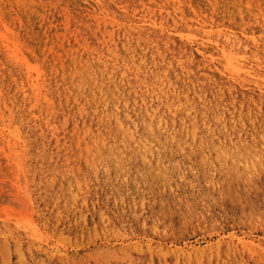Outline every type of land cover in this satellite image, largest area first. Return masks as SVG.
<instances>
[{"label": "rangeland", "instance_id": "1", "mask_svg": "<svg viewBox=\"0 0 264 264\" xmlns=\"http://www.w3.org/2000/svg\"><path fill=\"white\" fill-rule=\"evenodd\" d=\"M233 1L237 12L264 15V0ZM169 2L103 0L104 15L88 0H0V115L21 132L14 142L0 127V264H264V95L192 92L165 112L157 99L162 74L181 84L183 69L199 64L196 51L185 57L167 39L191 23L187 4ZM251 29L233 33L248 45L242 58L264 69L262 35L249 36ZM27 63L42 71L37 101ZM154 110L170 140L145 138ZM130 131L140 137L123 135Z\"/></svg>", "mask_w": 264, "mask_h": 264}, {"label": "bare ground", "instance_id": "2", "mask_svg": "<svg viewBox=\"0 0 264 264\" xmlns=\"http://www.w3.org/2000/svg\"><path fill=\"white\" fill-rule=\"evenodd\" d=\"M87 1V0H86ZM89 2H93V4L95 3L98 9L99 14H103L104 13V7H103V0H88ZM145 1V0H144ZM165 1V0H164ZM185 1L188 0H170V4L175 7L176 9H178L181 5L183 4H187V6L189 8H191V10H189L190 16L189 19L191 20V23L189 24H185L183 23L182 25H179L178 23V28L175 29V33L171 34L172 32H170V34L167 35V39L168 41L172 44V45H178V47L180 48L179 50H181V55H184L185 57H192V52L196 51L197 55L199 56V64L196 68H184V75L186 76V81H183V83L179 84L176 81L172 80L171 77H168V75L162 74V82L163 85H161V82L159 81L157 85V90L159 95L157 96V99L161 102L162 106H163V110H165V112H169V110L171 109V105L170 102L173 101V99L176 97L178 98L179 96L181 97V95H187L188 93H204V94H210L213 96H224V95H228V96H242V100L244 101L245 97H251V96H259V95H264V69L260 68L259 65L257 64L255 67L253 66V64L249 63L248 58L243 57L242 58V53L245 52L248 55V45H244L241 41H239L236 36L233 33V26H238V27H242L245 26V29H251V32L249 33L250 35H253V33H257V35L259 36V34L262 35V42L264 43V15H256V14H252L251 12H246V10L242 11V12H237L238 10L235 9V3H233V0H192V3H186ZM251 1V0H250ZM71 2V1H70ZM110 2V1H109ZM159 2V1H158ZM163 2V1H162ZM77 3V2H76ZM137 3V2H136ZM146 3V2H145ZM83 4V2L81 3V5ZM85 4V3H84ZM113 4V3H112ZM158 4V3H157ZM166 4V2H165ZM118 5V4H117ZM142 5V4H141ZM169 5V4H168ZM90 6V5H89ZM107 6V4L105 5ZM122 6V5H121ZM120 6V7H121ZM144 6V5H143ZM148 6V5H147ZM163 6V5H162ZM92 7V6H91ZM132 7V6H131ZM139 7V6H138ZM145 7V6H144ZM143 7V8H144ZM75 8V7H74ZM83 8V7H82ZM118 8V7H117ZM166 8V6H165ZM77 9V7H76ZM108 9V8H106ZM134 9V8H132ZM139 9V8H138ZM164 9V8H163ZM167 9V8H166ZM7 10V9H6ZM73 10V9H72ZM78 10V9H77ZM83 10V9H82ZM88 10V9H87ZM94 10V9H93ZM112 10V9H111ZM157 10V9H156ZM75 11V10H74ZM120 11V10H119ZM140 11V10H139ZM138 11V12H139ZM164 11V10H163ZM172 11V10H171ZM174 11V10H173ZM76 12V11H75ZM80 12V11H79ZM83 12V11H82ZM89 12V11H88ZM97 12V13H98ZM121 12V11H120ZM125 12V11H124ZM176 12V11H175ZM1 13H3L1 11ZM0 13V14H1ZM25 13V12H24ZM29 13V12H27ZM68 13V12H67ZM81 13V12H80ZM109 13V12H108ZM128 13V12H127ZM143 13V12H142ZM157 13V12H156ZM163 13V12H162ZM161 13V14H162ZM182 13V12H181ZM10 14V13H9ZM31 14V13H29ZM76 14V13H75ZM130 14V13H129ZM165 14V12H164ZM80 15V14H78ZM77 15V16H78ZM87 15V14H86ZM90 15V14H89ZM105 15V13H104ZM127 16V14H125ZM124 15V16H125ZM3 16V15H2ZM0 16V17H2ZM10 16V15H9ZM139 16V15H138ZM143 16V15H142ZM158 16V15H157ZM165 16V15H164ZM178 16V15H177ZM259 16V17H258ZM4 17V16H3ZM35 17V16H34ZM59 17V15H58ZM65 17V16H64ZM80 17V16H78ZM92 17V16H91ZM180 17V16H179ZM32 18V16H31ZM72 18V17H71ZM118 18V17H117ZM122 18V17H121ZM131 18V17H130ZM137 18V17H136ZM135 18V19H136ZM83 19V18H82ZM93 19V18H92ZM105 19V17H104ZM107 19V18H106ZM119 19V18H118ZM138 19V18H137ZM148 19V18H147ZM165 19V18H164ZM171 19V18H170ZM173 19V18H172ZM180 19V18H179ZM188 19V18H187ZM5 20V19H3ZM7 20V19H6ZM32 20V19H31ZM77 20V19H76ZM128 20V19H127ZM150 20V19H149ZM148 20V21H149ZM158 20V19H157ZM13 21V20H12ZM19 21V20H17ZM71 21V20H70ZM101 21V19H100ZM120 21V20H119ZM133 21V20H132ZM138 21V20H136ZM169 21V20H168ZM178 21V20H177ZM180 21V20H179ZM4 22V21H3ZM31 22V21H30ZM29 22V23H30ZM75 22V21H74ZM83 22V21H82ZM95 22V21H94ZM116 20L115 19H110L109 24L110 25H116L115 24ZM161 22V21H160ZM10 23V22H9ZM12 23V22H11ZM24 23V22H23ZM33 23V22H32ZM102 23V22H101ZM132 23V22H131ZM153 23V22H152ZM151 23V24H152ZM167 23V22H166ZM121 24V23H120ZM125 24V23H124ZM143 24V23H142ZM3 25V24H2ZM19 25V24H18ZM28 25V24H27ZM71 24L69 23V26ZM74 25V24H73ZM83 25V24H82ZM81 25V26H82ZM90 25V24H89ZM109 25V26H110ZM147 25V24H146ZM11 26V24H10ZM26 26V25H25ZM29 27H31L30 25H28ZM91 26V25H90ZM89 26V27H90ZM107 26V25H106ZM108 26V27H109ZM134 26V24H133ZM163 26V25H162ZM162 26H160V30H162ZM168 26V25H167ZM34 27V26H33ZM80 27V26H79ZM117 27V26H116ZM125 27V26H124ZM150 27V26H149ZM25 28V27H24ZM84 28V26H83ZM127 28V27H126ZM140 28V27H138ZM11 29V28H10ZM39 29V28H38ZM73 29V28H72ZM90 29V28H89ZM130 29V28H129ZM128 29V30H129ZM132 29V28H131ZM172 29V28H171ZM26 30V29H25ZM76 30V28H75ZM87 30V29H86ZM122 30V29H121ZM6 31V30H5ZM37 31V30H36ZM39 31V30H38ZM167 31V30H166ZM11 32V31H10ZM30 32V31H29ZM85 32V31H84ZM136 32V31H135ZM152 32V31H151ZM164 32V31H163ZM28 33V31H27ZM26 33V34H27ZM74 33V32H73ZM134 33V32H133ZM161 33V32H160ZM31 34V33H30ZM45 34V33H44ZM90 34V33H89ZM127 34V32L125 33ZM124 34V35H125ZM131 34V33H129ZM33 35V34H32ZM35 35V34H34ZM38 35V34H37ZM112 35V34H111ZM135 35V34H134ZM145 35V34H144ZM166 35V34H165ZM23 36V35H22ZM21 36V37H22ZM100 36V35H99ZM114 36V35H113ZM137 36V35H136ZM140 36V35H139ZM152 36V35H151ZM4 37V36H3ZM6 37V36H5ZM4 37V39H5ZM29 37V36H28ZM27 37V38H28ZM31 37V36H30ZM47 37V36H46ZM82 37V36H81ZM87 37V36H86ZM89 37V36H88ZM91 37V36H90ZM89 37V38H90ZM23 38V37H22ZM26 38V39H27ZM35 38V37H34ZM37 38V36H36ZM51 38V37H50ZM102 38V37H101ZM163 38V37H162ZM31 39V38H30ZM67 39V38H66ZM145 39V38H144ZM166 39V40H167ZM9 40V39H8ZM45 40V39H44ZM52 40V39H51ZM59 40V39H58ZM92 40V39H91ZM110 40V39H109ZM129 40V39H128ZM141 40V39H140ZM138 40V41H140ZM164 40V39H163ZM11 41V40H9ZM26 41V40H25ZM32 41V40H31ZM41 41V40H40ZM54 41V40H53ZM56 41V40H55ZM54 41V42H55ZM67 41V40H66ZM72 41V40H71ZM108 41V40H107ZM137 41V40H136ZM146 41L148 42L149 45H153L154 49L156 51V54H160L162 55V53L159 50L158 44L155 43V41H153L152 38L147 36ZM2 42V40H1ZM29 42V41H28ZM39 42V41H38ZM37 42V43H38ZM42 41V45H43ZM57 42V41H56ZM91 42V41H90ZM125 42V41H124ZM127 42V41H126ZM145 42V41H144ZM5 43V42H4ZM36 43V42H35ZM87 43V42H86ZM101 43V42H100ZM104 43V42H103ZM118 43V42H117ZM143 43V42H142ZM30 44V43H29ZM64 44V43H63ZM196 45L197 47L193 49V45ZM39 45V44H37ZM36 45V46H37ZM47 45V44H46ZM45 45V46H46ZM54 45V44H53ZM52 45V46H53ZM60 45V44H59ZM65 45V44H64ZM83 45V44H82ZM88 45V44H87ZM93 45V43L91 44ZM112 45V44H111ZM125 45V44H124ZM136 45V44H135ZM161 45V44H160ZM80 46V45H79ZM119 46V45H118ZM264 46V45H263ZM54 47V46H53ZM98 47V45H97ZM115 47V46H114ZM122 47V46H121ZM138 47V46H137ZM145 47V46H144ZM163 47V46H162ZM171 47V46H169ZM36 48V47H34ZM92 48V47H91ZM108 48V47H106ZM111 48V47H110ZM117 48V47H115ZM129 48V47H128ZM250 48V47H249ZM41 49V48H40ZM45 49V48H44ZM77 49V48H76ZM88 49V48H86ZM95 48H93L94 50ZM101 49V48H100ZM103 49V48H102ZM166 49V48H165ZM200 49V50H198ZM47 50V49H46ZM90 50V49H89ZM105 50V49H104ZM116 50V49H115ZM114 50V51H115ZM133 50V49H132ZM172 50V49H171ZM250 50V49H249ZM53 51V50H52ZM69 51V50H68ZM91 51V50H90ZM103 51V50H102ZM151 51V50H150ZM167 51V50H165ZM175 51V50H174ZM41 52V51H40ZM39 52V53H40ZM100 52V51H99ZM106 52V51H105ZM138 52V51H137ZM55 53V52H54ZM79 53V52H78ZM81 53V52H80ZM84 53V52H83ZM130 53V51H129ZM152 53V52H151ZM168 53V52H167ZM256 53V52H255ZM10 54V53H9ZM50 54V53H49ZM52 54V53H51ZM72 54V52H71ZM82 54V53H81ZM104 54V53H103ZM120 54V53H119ZM137 54V53H136ZM141 54V52H140ZM149 54V53H148ZM164 54V53H163ZM171 54V53H170ZM179 54V53H178ZM177 54V55H178ZM26 55V54H25ZM44 55V54H43ZM66 55V54H65ZM93 55V54H92ZM106 55V54H105ZM195 55V54H194ZM255 55V54H254ZM48 56V53H47ZM53 56V55H52ZM56 56V55H54ZM98 56V55H97ZM100 56V55H99ZM102 56V55H101ZM138 56V55H137ZM149 56V55H148ZM151 56V55H150ZM158 56V55H157ZM44 57V56H43ZM82 57V56H81ZM107 57V56H106ZM125 57V56H124ZM172 57V56H171ZM58 58V57H57ZM71 58V56H70ZM79 58V57H78ZM88 58V57H87ZM108 58V57H107ZM143 58V57H142ZM149 58V57H148ZM160 58V57H159ZM163 58V57H162ZM46 59H49L46 58ZM52 59V58H51ZM55 59V58H54ZM59 59V58H58ZM64 59V58H63ZM75 59V58H74ZM83 59V58H82ZM103 59V58H102ZM115 59V58H113ZM122 59V58H121ZM131 59V58H130ZM133 59V58H132ZM144 59V58H143ZM147 59V58H146ZM189 59V58H188ZM57 60V59H56ZM156 60V59H155ZM164 60V58H163ZM166 60V59H165ZM178 60V59H177ZM48 61V60H47ZM50 61V60H49ZM97 61V60H96ZM100 61V60H99ZM146 61V60H145ZM181 61V60H180ZM61 62V61H60ZM83 62V61H82ZM85 62V61H84ZM103 62V61H102ZM105 62V61H104ZM115 62V61H114ZM121 62V61H120ZM130 62V61H129ZM135 62V61H134ZM158 62V61H157ZM57 63V62H56ZM76 63V62H75ZM74 63V64H75ZM79 63V62H78ZM98 63V62H97ZM101 63V62H100ZM119 63V62H118ZM122 63V62H121ZM131 63V62H130ZM144 63V61H143ZM161 63V62H160ZM168 63V62H167ZM52 64V63H51ZM67 64V63H66ZM82 64V63H81ZM136 64V62H135ZM140 64V63H139ZM153 64V63H152ZM156 64V63H155ZM181 64V63H180ZM58 65V63H57ZM80 65V64H79ZM86 65V63H85ZM99 65V64H98ZM106 65V64H105ZM109 65V64H108ZM113 65V64H112ZM117 65V64H116ZM114 65V67L116 66ZM137 65V64H136ZM163 65V64H162ZM161 65V66H162ZM167 65V64H166ZM170 65V64H169ZM189 65V64H188ZM187 65V66H188ZM196 65V64H195ZM53 66V65H52ZM59 66V65H58ZM61 66V65H60ZM69 66V65H68ZM91 66V65H89ZM158 66V65H157ZM168 66V65H167ZM186 66V65H184ZM73 67V65H72ZM103 67V66H102ZM107 67V66H106ZM128 67V66H127ZM156 67V66H155ZM60 68V67H59ZM75 68V67H74ZM117 68V67H116ZM145 68V67H144ZM143 68V69H144ZM153 68V67H152ZM31 69H34L35 71V76L31 79L32 81V88L34 89V97L35 100L37 101L40 98V94H41V88L43 87V84L41 82V76H42V71L39 69L38 66H32L29 63H27V70L28 71H32ZM48 69V68H47ZM71 69V68H70ZM76 69V68H75ZM81 69V68H80ZM97 69V68H96ZM107 69V68H106ZM111 69V68H110ZM138 69V67H137ZM140 69V68H139ZM149 69V68H148ZM177 69V68H176ZM62 70V69H61ZM87 70V69H86ZM131 70V69H130ZM133 70V69H132ZM141 70V69H140ZM181 70V69H178ZM177 70V71H178ZM182 70V71H183ZM45 71V70H44ZM49 71V70H48ZM63 71V70H62ZM74 71V69H73ZM93 71V70H92ZM105 71V70H102ZM111 71V70H110ZM124 71V70H123ZM129 71V70H128ZM138 71V70H137ZM52 72V71H51ZM54 72V71H53ZM76 72V71H75ZM88 72V71H87ZM100 72V71H99ZM140 72V71H139ZM138 72V73H139ZM162 72V71H161ZM176 72V71H175ZM174 72V73H175ZM179 72V71H178ZM4 73V72H3ZM62 73V72H61ZM68 73V72H67ZM74 73V72H72ZM80 73V72H79ZM109 73V72H108ZM122 73V72H121ZM150 73V72H149ZM163 73V72H162ZM64 74V73H62ZM87 74V73H86ZM91 74V73H90ZM89 74V75H90ZM156 74V73H155ZM47 75V74H46ZM51 75V74H50ZM72 75V74H71ZM117 75V74H116ZM120 75V74H119ZM128 75V74H127ZM177 75V74H176ZM175 75V76H176ZM70 76V74H69ZM95 76V75H94ZM97 76V75H96ZM107 76V74H106ZM109 76V75H108ZM118 76V75H117ZM122 76H124V74H122ZM161 76V75H160ZM56 77V76H55ZM59 77V76H58ZM65 77V76H64ZM80 77V76H79ZM89 77V76H88ZM92 77V76H91ZM101 77V76H100ZM121 77V76H120ZM128 77V76H127ZM155 77V76H154ZM153 77V78H154ZM159 77V76H158ZM182 77V76H181ZM113 78V77H112ZM125 78V77H124ZM178 78V77H177ZM183 78V77H182ZM1 79V78H0ZM103 79V77H102ZM106 79V78H105ZM104 79V80H105ZM108 79V78H107ZM117 79V78H116ZM11 80V78L9 79ZM18 80V79H17ZM54 80V78H53ZM57 80V79H56ZM60 80V79H59ZM62 80V79H61ZM64 80V79H63ZM79 82L81 81V79H78ZM96 80V78H95ZM101 80V78H100ZM112 80V79H110ZM131 80V79H130ZM134 80V79H133ZM132 80V81H133ZM179 80V79H178ZM8 81V80H7ZM47 81V80H46ZM58 81V80H57ZM70 81V79H69ZM88 81V80H87ZM99 81V80H98ZM103 81V80H102ZM114 81V80H113ZM124 81V80H123ZM143 81V80H140ZM145 81V80H144ZM151 81V79H150ZM44 82V81H43ZM71 82V81H70ZM75 82V81H74ZM82 82V81H81ZM105 82V81H104ZM112 82V81H111ZM155 82V81H154ZM253 82V83H252ZM10 83V82H9ZM12 83V82H11ZM18 83V82H17ZM53 83V82H52ZM55 83V82H54ZM123 83V82H122ZM133 83V82H132ZM8 84V82H7ZM50 84V83H49ZM73 84V83H72ZM107 84V83H106ZM130 84V83H129ZM149 84V83H148ZM254 84V85H252ZM15 85V84H13ZM48 85V84H47ZM76 85V84H75ZM85 85V84H83ZM92 85V84H91ZM17 86V85H16ZM54 86V85H53ZM57 86V84H56ZM67 86V84H66ZM109 86V85H108ZM131 86V85H130ZM145 86V85H144ZM15 87V86H14ZM73 87V85H72ZM78 87V86H77ZM89 87V86H88ZM114 87V86H113ZM126 87V85H125ZM136 87L140 88V84L139 82L136 83ZM154 87V86H153ZM152 86L151 88V92L153 94H156L154 88ZM6 88V87H5ZM11 88V87H10ZM20 88V87H19ZM23 88V87H22ZM27 88V87H25ZM23 88V89H25ZM56 88V87H54ZM64 88V87H63ZM90 88V87H89ZM93 88V87H92ZM107 88V87H106ZM112 88V87H110ZM127 88V87H126ZM134 88V87H133ZM145 88V87H144ZM2 89V88H1ZM14 89V88H13ZM84 89V88H83ZM97 89V88H96ZM95 89V90H96ZM4 90V89H3ZM12 90V89H11ZM16 90V89H15ZM82 90V89H81ZM88 90V89H87ZM102 90V89H100ZM115 90V89H114ZM5 91V90H4ZM20 91V90H19ZM54 91V89H53ZM58 91V89H57ZM84 91V90H83ZM92 90H90L91 92ZM103 91V90H102ZM106 91V90H105ZM109 91V90H108ZM112 91V90H111ZM131 91V90H130ZM147 93H149L148 88L146 89ZM12 92V91H11ZM15 92V91H13ZM69 92V91H68ZM87 92V91H86ZM95 92V91H94ZM99 92V91H98ZM1 93V92H0ZM8 93V92H7ZM63 93V92H62ZM107 93V92H106ZM110 93V92H109ZM117 93V92H116ZM11 94V93H10ZM20 95V92L17 93ZM16 94V95H17ZM44 94V93H43ZM58 94V93H57ZM86 94V93H85ZM90 94V93H89ZM105 94V93H104ZM129 94V93H128ZM3 95V94H2ZM7 95V94H6ZM54 95V94H53ZM62 95V94H61ZM73 95V94H72ZM71 95V96H72ZM75 95V93H74ZM82 95V94H81ZM95 95V93H94ZM97 95V94H96ZM99 95V94H98ZM97 95V97H98ZM106 95V94H105ZM18 96V95H17ZM66 96V95H65ZM69 96V95H68ZM77 96V95H75ZM85 96V95H84ZM87 96V94H86ZM128 96V95H127ZM196 96V95H195ZM204 96V95H203ZM202 96V97H203ZM9 97V96H8ZM19 97V96H18ZM83 97V96H82ZM96 97V98H97ZM108 97V96H107ZM113 97V96H112ZM129 97V96H128ZM146 97V95H145ZM150 97V96H149ZM192 97V96H191ZM194 97V96H193ZM212 97V96H211ZM13 98V97H12ZM23 98V97H21ZM46 98V97H45ZM50 98V97H49ZM79 98V97H78ZM92 98V97H91ZM131 98V96H130ZM201 98V97H200ZM217 98V97H215ZM87 99V98H86ZM102 99V98H101ZM117 99V98H116ZM132 99V98H131ZM135 99V98H134ZM189 99V98H188ZM196 99V98H195ZM202 99V98H201ZM231 99V98H230ZM3 100V99H2ZM71 100V99H70ZM191 100V99H190ZM193 100V99H192ZM224 100V99H222ZM226 100V99H225ZM21 101V100H20ZM26 101V100H24ZM28 101H30L28 99ZM58 101V100H57ZM78 101V100H77ZM87 101V100H85ZM93 101V100H92ZM98 101V100H97ZM102 101V100H101ZM100 101V102H101ZM120 101V100H119ZM129 101V100H128ZM178 101V100H177ZM188 101V100H187ZM186 101V102H187ZM198 101V100H197ZM203 101V99H202ZM210 101V99H209ZM215 101V100H214ZM4 102V101H3ZM23 102V101H22ZM76 102V101H75ZM80 102V101H79ZM82 102V101H81ZM105 102V101H104ZM127 102V101H126ZM145 102V101H144ZM158 102V101H157ZM205 102V101H204ZM6 103V102H5ZM27 103V102H26ZM30 103V102H29ZM28 103V104H29ZM65 103V102H64ZM71 103V102H70ZM94 103V102H93ZM115 103V102H114ZM113 103V104H114ZM188 103V102H187ZM186 103V104H187ZM190 103V102H189ZM195 103V102H194ZM201 103V102H200ZM212 103V102H211ZM13 104V103H12ZM33 104V103H32ZM31 104V105H32ZM57 104V103H56ZM68 104V103H67ZM74 104V103H73ZM76 104V103H75ZM78 104V103H77ZM76 104V105H77ZM89 104V103H88ZM96 104V103H95ZM101 104V103H100ZM104 104V103H103ZM117 104V103H116ZM135 104V103H134ZM137 104V103H136ZM135 104V105H136ZM159 104V103H158ZM179 102L177 103V106L179 107ZM224 104V103H223ZM226 104V103H225ZM9 105V102L8 104ZM37 105V104H36ZM47 105V103H46ZM54 105V104H53ZM157 105V104H156ZM160 105V104H159ZM199 105V104H198ZM207 105V104H206ZM236 105V104H235ZM238 105V104H237ZM13 106V105H12ZM17 106V105H16ZM19 106V105H18ZM60 106V105H59ZM63 106V105H62ZM74 106V105H73ZM78 106V105H77ZM87 106V105H86ZM115 106V105H114ZM123 106V105H122ZM144 106V104H143ZM205 106V105H204ZM208 106H210V104H208ZM225 106V105H224ZM244 106V105H243ZM23 107V106H21ZM81 107V106H80ZM89 107V106H88ZM94 107V106H93ZM101 107V106H100ZM111 107V106H110ZM113 107V106H112ZM132 107V106H131ZM159 107V106H157ZM184 107V106H183ZM238 107V106H237ZM10 108V107H9ZM12 108V107H11ZM10 108V109H11ZM32 108V107H31ZM66 108V107H65ZM71 108V107H70ZM69 108V109H70ZM141 108V107H140ZM144 108V107H143ZM149 108V107H148ZM193 108V107H192ZM206 108H208L206 106ZM220 108V107H219ZM239 108V107H238ZM20 109V108H19ZM68 109V110H69ZM111 109V108H110ZM152 109V108H151ZM155 109V108H154ZM177 109V107H176ZM182 109V108H181ZM184 109V108H183ZM182 109V110H183ZM196 109V107H195ZM194 109V110H195ZM213 109V108H212ZM211 109V110H212ZM225 109V108H224ZM236 109V108H235ZM245 109V108H244ZM16 110V109H15ZM40 110V109H39ZM38 110V111H39ZM50 110V109H49ZM81 110V109H80ZM105 110V109H104ZM132 110V109H131ZM134 110V109H133ZM150 110V109H149ZM162 110V109H161ZM180 110V109H179ZM65 111V109H64ZM74 111V110H73ZM72 111V112H73ZM157 111V110H156ZM210 111V110H209ZM209 111H207L208 113H210ZM242 111V110H241ZM3 112V110H2ZM10 112V111H9ZM21 112V111H20ZM40 112V111H39ZM78 112V111H77ZM93 112V111H92ZM132 112V111H131ZM164 112V111H161ZM192 112H194L192 110ZM17 113V111H16ZM44 113V111H43ZM87 113V112H86ZM119 113V112H118ZM145 113V111H144ZM184 113V111H183ZM219 113V110H218ZM236 113V112H234ZM233 113V114H234ZM4 114V113H3ZM6 114V113H5ZM62 114V113H61ZM64 114V113H63ZM62 114V115H63ZM105 114V113H104ZM128 114V112H127ZM125 114L124 118L128 117V115ZM151 114V113H150ZM185 114V113H184ZM189 114V113H188ZM191 114V113H190ZM193 114V113H192ZM228 114V113H227ZM31 115V114H30ZM36 115V113H35ZM49 115V114H48ZM66 115V114H65ZM74 115V113L72 114ZM114 115V114H113ZM122 115V114H121ZM138 115V114H137ZM156 112L154 110V113L151 115V119L152 121L148 124L147 123V136L145 137L147 140L148 139H152V140H156L160 138H165V139H169L172 138L169 134H165L162 135V131L164 129H162V125H164L165 123H162L160 120H158L156 123L153 121L154 118H156ZM179 115V114H178ZM177 115V116H178ZM194 115V114H193ZM201 115V114H200ZM199 115V116H200ZM1 116V115H0ZM41 116V115H40ZM39 116V117H40ZM56 116V115H55ZM64 116V115H63ZM117 116V115H116ZM134 116V115H133ZM173 116V115H172ZM176 116V117H177ZM203 116V115H202ZM7 116H1L0 118V122H1V130L5 129L7 130L10 135H12L15 139H13V141L15 142V140H19L20 136H21V132L19 130V127L12 123L10 118H7ZM20 117V116H19ZM28 117V116H26ZM38 117V118H39ZM47 117V115H46ZM71 117V116H70ZM90 117V115H89ZM97 117V116H96ZM107 117V116H106ZM105 117V118H106ZM120 117V116H119ZM135 117V116H134ZM143 117V116H142ZM162 117V116H160ZM167 117V116H166ZM183 117V116H182ZM196 117V116H195ZM215 117V116H214ZM225 117V116H224ZM232 117V116H231ZM68 118V117H67ZM73 118V117H72ZM81 118V116H80ZM108 118V117H107ZM131 118V117H130ZM129 118V119H130ZM208 118V117H207ZM234 118V117H233ZM232 118V119H233ZM243 118V117H242ZM250 118V117H249ZM27 119V118H26ZM74 119V118H73ZM83 119V118H82ZM141 119V118H140ZM145 119V118H144ZM186 119V118H185ZM189 119V118H188ZM195 119V118H194ZM231 119V118H230ZM236 119V118H235ZM2 120V121H1ZM10 120V121H9ZM28 120V119H27ZM45 120V119H44ZM50 119H46L47 123L49 122ZM85 120V119H84ZM99 120V117H98ZM115 120V119H114ZM150 120V119H149ZM190 120V119H189ZM192 120V119H191ZM208 120V119H207ZM210 120V119H209ZM263 120V119H262ZM26 121V120H25ZM29 121V120H28ZM28 121H26L28 123ZM40 121V120H39ZM76 121V119L74 120ZM116 121V120H115ZM133 121V120H132ZM131 121V122H132ZM135 121V120H134ZM217 121V120H215ZM220 121V120H219ZM218 121V122H219ZM223 121V120H222ZM240 121V120H239ZM238 121V122H239ZM22 122V121H21ZM31 122V121H30ZM98 122V121H97ZM108 122V121H107ZM122 120L120 119V121H118V123H116L119 128L123 127L122 124ZM130 122V123H131ZM146 122V121H145ZM148 122V121H147ZM182 122V121H181ZM194 122V121H193ZM229 122V120H228ZM255 122V121H254ZM58 123V122H57ZM67 121L66 119L63 120L62 125L66 124ZM185 123V122H184ZM206 123V122H205ZM211 123V122H210ZM214 123V122H212ZM226 123V122H225ZM51 124V123H50ZM49 124V125H50ZM98 124V123H97ZM114 124V122H113ZM133 124V123H132ZM139 124V123H138ZM153 124V125H152ZM183 124V123H182ZM202 124V123H199ZM228 124V123H227ZM255 124V123H254ZM29 125V123H28ZM34 125V124H33ZM81 125V124H80ZM83 125V124H82ZM102 125V124H101ZM143 125V124H142ZM146 125V124H145ZM193 125V124H192ZM195 125V123H194ZM216 125V124H215ZM237 125V124H236ZM39 126V125H38ZM42 126V125H41ZM65 126V125H64ZM62 126V127H64ZM139 126V125H138ZM175 126V124H174ZM196 126V125H195ZM218 126V125H217ZM229 126V124H228ZM37 127V126H36ZM85 127V126H84ZM97 127V126H96ZM102 127V126H100ZM222 127V126H221ZM22 128V126H21ZM52 130H56V126H52L51 127ZM66 128V127H65ZM79 128V127H77ZM109 128V127H108ZM129 128V127H128ZM172 128V127H171ZM175 128V127H174ZM205 128V127H204ZM216 128V126H215ZM242 128V127H241ZM30 129V128H29ZM82 129V128H81ZM107 129V128H106ZM105 129V130H106ZM86 130V129H85ZM170 130V129H169ZM200 130V129H199ZM228 130V129H227ZM230 130V129H229ZM90 131V130H89ZM96 131V130H95ZM98 131V129H97ZM118 131V130H117ZM165 131V130H164ZM217 131L218 128H217ZM216 131V132H217ZM45 132V131H44ZM83 132V130H82ZM88 132V131H87ZM175 132V131H174ZM201 132V131H200ZM209 132V131H208ZM47 133V132H46ZM53 133V131H52ZM113 133V131H112ZM167 133V131L165 132ZM182 133V132H181ZM180 133V135H181ZM204 133V132H203ZM220 133V132H219ZM76 134V133H75ZM79 134V133H78ZM87 134V133H86ZM91 134V133H90ZM137 134V133H136ZM133 131H130V133H123L124 136H129L130 138H136V137H140L138 135H136ZM140 134V133H139ZM211 134V133H210ZM32 135V133H31ZM35 135V134H34ZM81 135V134H80ZM114 135V133H113ZM122 135V136H123ZM178 136V133L176 134ZM221 135V134H220ZM225 135V133H224ZM223 135V136H224ZM47 136V135H46ZM54 136V135H53ZM57 136V135H56ZM63 136V135H62ZM91 136V135H90ZM109 136V135H108ZM117 136V134H116ZM121 136V135H120ZM183 136V135H182ZM213 135H211L212 137ZM222 136V137H223ZM36 137V136H35ZM99 137V136H98ZM105 137V136H104ZM205 137V136H204ZM218 137V136H217ZM45 138V137H44ZM55 138V137H54ZM53 138V139H54ZM57 138V137H56ZM66 138V137H64ZM94 138V136H93ZM112 138V137H111ZM125 138V137H124ZM174 138V137H173ZM176 138V137H175ZM183 138V137H181ZM191 138V137H190ZM202 138V137H201ZM226 138V137H225ZM22 139V138H21ZM96 139V138H94ZM103 139V138H102ZM119 139V138H118ZM144 139V138H143ZM206 139V138H205ZM222 139V138H221ZM113 140V139H112ZM132 140V139H131ZM140 140V139H139ZM170 140V139H169ZM218 140V139H217ZM26 141V140H25ZM35 141V140H34ZM122 141V140H121ZM130 141V140H129ZM134 141V140H133ZM146 141V140H145ZM165 141V140H164ZM223 141V140H222ZM229 141V139H228ZM7 142V141H6ZM48 142V141H47ZM46 142V143H47ZM159 142V141H158ZM11 143V140H10ZM44 143V142H43ZM105 143V142H104ZM124 143V142H123ZM152 143V142H150ZM90 144V143H89ZM23 145V144H22ZM21 145V146H22ZM46 147V146H45ZM8 148V147H7ZM11 148V147H10ZM25 148V147H23ZM15 149V147H14ZM17 150V149H16ZM12 151V150H11ZM65 151V150H64ZM50 152V151H49ZM18 155V154H17ZM44 156V155H43ZM24 157V156H23Z\"/></svg>", "mask_w": 264, "mask_h": 264}]
</instances>
